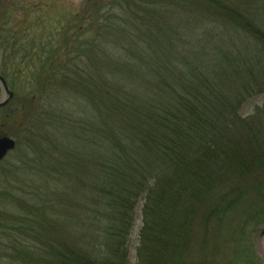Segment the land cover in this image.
I'll return each instance as SVG.
<instances>
[{
    "label": "trees",
    "instance_id": "1",
    "mask_svg": "<svg viewBox=\"0 0 264 264\" xmlns=\"http://www.w3.org/2000/svg\"><path fill=\"white\" fill-rule=\"evenodd\" d=\"M165 1L162 14L179 18L195 12L213 23L208 42L198 39L209 31L197 29L198 21L196 30L192 28L196 42L175 45L171 30L152 23L162 17L159 2L148 0L149 9L134 14L139 0H88L68 27L66 41L58 45L50 30L29 39L27 19L17 23L16 1L0 0V52L11 67L4 64L0 73L11 90L19 92L22 83H11L9 74L20 77L18 65L28 63L36 83L17 107L11 109L14 96L2 110L5 122L31 114L37 94L42 100L54 92L77 93L81 106L67 111L75 123L50 122L48 138L62 156L59 165L69 168L64 174H81L95 185L99 196H88L93 207L85 214L99 220L106 242V253L95 255L55 234L27 231L36 222L32 216L7 214L5 221L9 205L20 201L12 186L11 192L3 191L0 202L4 264H128L127 238L135 206L145 193L137 264H189L186 256L194 248L200 254L209 250V264H221L218 259L222 264H261L249 237L264 225V207L256 206L264 202V105L246 117L240 109L264 93V0ZM127 17L128 22L144 24L146 30L133 36L148 39L146 48L140 50L139 41L127 47L115 43L114 51L133 54L113 58L119 74L85 75L80 63L86 61L78 56L88 50L106 53L99 38H120L121 30L115 27L128 23ZM166 55L170 60L161 59ZM61 129L71 139L53 133ZM234 206L242 207V213L235 210L240 217L224 219ZM198 222L204 226L201 233L193 230ZM202 261L207 264L206 258Z\"/></svg>",
    "mask_w": 264,
    "mask_h": 264
},
{
    "label": "rangeland",
    "instance_id": "2",
    "mask_svg": "<svg viewBox=\"0 0 264 264\" xmlns=\"http://www.w3.org/2000/svg\"><path fill=\"white\" fill-rule=\"evenodd\" d=\"M14 1L17 3V23L18 21L25 19H27V23H29V28H25V30H28V38L32 39L37 37L39 32L50 30L52 33H56L58 45H62V43L66 41L65 35L69 32L68 27L73 25V21L79 17L81 12L80 9L83 8V6L88 2V0ZM149 1L159 2V5H161V10H159L160 14H162L165 5H167L165 0ZM105 3L107 4V2ZM147 5L148 0H139V4L137 7H135L136 9L134 10V14L138 13V10H142V7L145 9V11H147V9H149ZM189 12L191 11L189 10ZM195 14V12L186 14L185 16L181 14L179 15V18H175L174 15H176V13L171 15L169 14L168 16L163 13L160 19L154 20L153 18L152 23L154 25V23L158 22L159 25L162 24L169 31L171 30L170 35H175L172 37V39L175 41V45L177 44L179 47L184 44V42L186 44L188 42H193L194 37L192 36L194 33L192 28L196 30V23L199 21L197 29H200L201 27L206 29L209 28V31L207 36L204 34L198 39L202 38L203 42L205 40L208 42L210 38L209 32L213 30L214 25L213 23H210L208 19H200L198 16L196 17ZM204 15H206V12H204ZM126 19L128 22L131 18L127 17ZM174 21H178L180 23H176ZM126 24H119L115 27L116 29L118 28L121 30L120 38H111L112 34H109L106 39H103L102 37H106L107 35H101L99 38L98 42L100 43V46L104 45L103 51H105L107 54L99 52L97 55H95V52L88 50L90 52L86 51L85 56L84 53H82L83 56H78L81 57V62L84 60L86 61L84 64L80 63L82 72L84 71L83 73L85 75L98 73V71H100L102 74H109L107 72H110V76H112L113 73L119 74V72L114 67H112V65L115 66V59L113 58L121 55L132 57L133 54L127 53L129 52L127 50V52L124 50L114 51L116 49V47H114L115 43H120L122 47H127L128 44L132 45V43L135 44L136 41H139L141 43H137V45L140 48L138 46L137 47L140 50L142 47L146 48L148 39H145V37H143L141 34L133 36L134 32H139L143 29L146 30L143 28L144 24L141 26L140 23L136 21H134V23L131 21ZM184 25L186 26L184 27ZM131 27L135 28L136 31L133 30L131 32ZM186 27L189 28V30ZM19 29H22V26H20ZM217 33L219 34L218 31ZM201 34L202 32L197 34L196 37L200 36ZM109 38L110 40H108ZM196 40L197 39H195L193 43H195ZM226 48L227 46L224 49ZM69 51H71V48ZM2 55L3 51L0 52V68H3L4 64L6 68H11L9 66V62L8 64L4 63V58H1ZM61 56L63 59H65L63 55ZM166 58L167 55L161 59L165 60ZM90 60L94 61L95 64L93 62L90 63ZM100 60H104V62L100 63ZM168 60H170V58L165 61ZM175 62H177V59H175ZM91 65H94V67L92 68ZM97 67H99L100 70L96 69ZM103 69L105 70L104 72ZM19 70L21 72L20 77H18L17 74H14L13 72H10L9 74L11 83L14 81L22 83V88L19 89V92L14 89L15 100L14 105L11 106V109L17 107L22 99L28 97L32 90L35 89L34 85H36L33 77L34 71L32 68H28V63L25 65L19 64L17 71ZM17 93L19 95H17ZM0 95L1 100V91ZM76 95L77 93H73L72 91H69L68 93L65 92L63 95L61 92H54V94L50 93V95H48V99L43 98L41 100L37 94L36 99L38 101L37 103L35 102V109L30 112L31 114H25L24 117H22V115H18V118L9 121L4 126L2 124L5 122V119H3L5 113L0 111V134L9 136L17 142V148L0 163V202L2 198L5 197V195L3 196L2 194L3 191H10L11 187L14 186L17 188V191L12 192H14V195L20 198V201L17 200V203L9 205L11 210L5 214V221L7 214L17 215L19 213L24 217L32 216L30 218L34 220L36 219V222L35 224H31L32 229H27V231L29 230L31 232V230H33L32 233L34 232L35 235L42 232L51 235L55 234L59 239L68 240V245L73 248H83L85 251H92L95 255H104L106 253L104 246L106 242L103 240L104 235L102 229H100L99 220L96 217L91 216H89V219H87L85 214L87 210L93 207V204L87 198L89 195L91 198L96 197L97 193L96 188H94L95 185L89 182L88 178L84 179L81 174L78 177H76L75 173L66 176L64 172L66 170L68 172L69 168L63 166L62 164V167L59 165L58 159H62V156L58 155L56 150L54 151L51 148V140L48 138L49 132L47 131L50 122L56 121L58 126H63L64 121L68 119L75 123V116L69 118L70 114L68 112L70 109L76 106H81L79 105V103H81L80 101L76 102V100H78ZM62 104L64 106H61ZM53 105L54 107H52ZM263 105L264 93L253 98L251 97L243 104V106H241L240 115L241 117L250 116L254 113L257 107H262ZM55 106L59 107L56 108ZM89 106V108L88 106L86 107V112H91L92 105ZM15 114H17V112ZM66 114H68V117L65 116ZM94 118L96 117L93 115V119ZM57 132L61 134L60 136H63L62 134L65 136L66 130H55L53 133ZM65 137L67 139H71L70 137ZM98 153L99 152L96 154ZM82 195H84L85 200L81 198ZM146 195L147 193L141 195V199L138 200V204L135 206L136 209L133 216L134 224L130 231L129 237L127 238V247L125 248L128 252V264H137L138 261V252L143 239L142 230L144 226L143 216L146 205ZM12 201L15 200L12 199ZM256 206L257 208L262 209V207H264V202L258 201ZM235 210H238V212L241 213L243 212L242 207L240 208L238 206H234L232 210L226 212L227 215L224 219H226L228 215L233 217L238 215L240 217L238 212ZM39 216L42 219L41 223L38 222ZM95 225H98V227ZM195 225L196 227H193V230H195L197 233L204 231L202 222H198ZM210 225L211 226H208L207 228H209V232H212L214 231V225ZM0 231H2V229H0ZM249 240L252 245L254 255L261 264H264V225L257 227L256 231L253 232L249 237ZM2 245V249H4L5 245H7V242L5 241V244ZM194 249L195 252H190V254L186 256L188 257V263L205 264L202 261V258L204 257L206 258L207 264H209V258L212 256V254L209 253V250L207 251V254H200L198 249ZM218 262L221 264L223 263V261H219V259ZM0 264H4L2 259H0Z\"/></svg>",
    "mask_w": 264,
    "mask_h": 264
},
{
    "label": "water",
    "instance_id": "3",
    "mask_svg": "<svg viewBox=\"0 0 264 264\" xmlns=\"http://www.w3.org/2000/svg\"><path fill=\"white\" fill-rule=\"evenodd\" d=\"M0 88L2 90V97L0 100V109L4 108L10 100L13 98L14 94L10 90L9 85L7 81L2 77L0 74ZM16 148V142L9 138L8 136H3V138L0 139V162H2L7 155L12 152Z\"/></svg>",
    "mask_w": 264,
    "mask_h": 264
},
{
    "label": "flooded vegetation",
    "instance_id": "4",
    "mask_svg": "<svg viewBox=\"0 0 264 264\" xmlns=\"http://www.w3.org/2000/svg\"><path fill=\"white\" fill-rule=\"evenodd\" d=\"M1 90V89H0ZM1 96V95H0ZM10 104V103H9ZM4 119V118H3ZM5 124H7L6 122H4L2 125L4 126ZM3 136H6V135H2L0 134V139L3 138ZM11 138V137H10Z\"/></svg>",
    "mask_w": 264,
    "mask_h": 264
}]
</instances>
